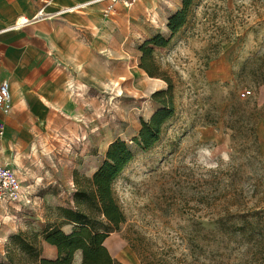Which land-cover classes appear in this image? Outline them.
Returning a JSON list of instances; mask_svg holds the SVG:
<instances>
[{
	"label": "rangeland",
	"instance_id": "1",
	"mask_svg": "<svg viewBox=\"0 0 264 264\" xmlns=\"http://www.w3.org/2000/svg\"><path fill=\"white\" fill-rule=\"evenodd\" d=\"M182 8V0H137L126 9L127 41L118 52L125 61L113 66L115 77L125 81L120 77L114 82L119 86L82 98L80 126L44 138L48 165L42 173L27 170L28 181L44 187L30 205L11 211L12 221L0 218L5 252L0 264L11 259L35 264V256H49L44 232L75 229L65 220L67 211L84 214L97 226L107 224L94 211L91 182L117 141L135 156L112 186L127 220L116 232L123 236L106 242L115 259L141 264L131 244L143 253L137 244L142 242L179 264H264V0H195L186 25L171 36L168 19ZM156 36L167 46L152 45L146 55L141 47ZM141 60L151 76L139 68ZM147 77L159 80L157 92L167 97L157 100L170 101L173 115L159 141L140 151L132 141L142 122L161 109L151 94L155 83ZM119 88L124 94L112 106L96 99L117 96ZM214 120L218 136L205 130L198 141L200 130ZM189 149L207 164L188 165L183 159L160 170L146 189L140 186ZM143 256L154 264L153 257Z\"/></svg>",
	"mask_w": 264,
	"mask_h": 264
},
{
	"label": "crops",
	"instance_id": "2",
	"mask_svg": "<svg viewBox=\"0 0 264 264\" xmlns=\"http://www.w3.org/2000/svg\"><path fill=\"white\" fill-rule=\"evenodd\" d=\"M110 5L105 0H0V85L7 84L10 93L9 111L0 109V149L31 195L44 186L28 181V168L42 173L50 161L44 138L57 136L65 126H80L81 99L124 79L115 77L113 66L125 61L118 52L127 41L128 10L115 3L108 12ZM45 246L51 249L45 258L55 259V247Z\"/></svg>",
	"mask_w": 264,
	"mask_h": 264
},
{
	"label": "trees",
	"instance_id": "3",
	"mask_svg": "<svg viewBox=\"0 0 264 264\" xmlns=\"http://www.w3.org/2000/svg\"><path fill=\"white\" fill-rule=\"evenodd\" d=\"M182 2L183 8L168 19L167 28L171 36L176 35L186 25L189 11L195 0H182ZM167 44V41L161 36H156L154 39L146 41L141 47V51L150 56L152 49L148 47L153 45L164 48ZM142 60L139 68L151 76L150 69L143 64ZM159 97H167V94L155 92L152 95L161 109L153 114L148 123L142 122L138 136L132 141L140 151H148L159 141L162 127L173 115L171 102L165 99L157 100ZM134 156V152L125 142L112 143L108 147L104 162L92 177L91 184L94 193L90 200L95 204L94 211L98 212L107 224L97 226L84 214L67 211L65 220L72 223L75 229L69 234L57 227H50L45 231L43 241L45 244L55 247L56 257L48 259L35 256V264H122L111 258L104 244L111 233L119 232L127 222L126 216L114 196L112 186L122 170L134 159ZM83 196L86 197V193H83ZM189 241L195 252H198L195 242L192 239ZM137 244L143 248V253L153 257L154 264H179L166 253L158 251L148 244L142 242ZM26 247L32 252V246ZM131 248L141 264H149L143 253L139 252L134 245L131 244ZM28 250L26 251L28 252ZM213 262L219 264L216 260ZM1 264H13V261L11 259Z\"/></svg>",
	"mask_w": 264,
	"mask_h": 264
},
{
	"label": "built area",
	"instance_id": "4",
	"mask_svg": "<svg viewBox=\"0 0 264 264\" xmlns=\"http://www.w3.org/2000/svg\"><path fill=\"white\" fill-rule=\"evenodd\" d=\"M105 1L111 2L108 12L112 10L115 3H121L125 9H130L137 2V0ZM0 109L4 113H7L10 109V93L5 83L0 85ZM0 135H2L1 132ZM12 164L6 158L5 152L0 149V212L7 219L10 217L13 209L19 211L20 208L30 205V201L32 200V195L24 188L22 181L12 168ZM2 254L5 255V253Z\"/></svg>",
	"mask_w": 264,
	"mask_h": 264
},
{
	"label": "bare ground",
	"instance_id": "5",
	"mask_svg": "<svg viewBox=\"0 0 264 264\" xmlns=\"http://www.w3.org/2000/svg\"><path fill=\"white\" fill-rule=\"evenodd\" d=\"M147 3H150V1H146ZM240 52V51H239ZM239 54V53H238ZM238 54H237V56H238ZM234 66H235V60H234V64L232 65L231 63L228 65V72H229V74H230V72H231V70H234ZM220 70H222V69H220ZM225 71V70H224ZM223 72V71H222ZM137 78V77H136ZM135 78V80H134V82L135 83H139L141 80L140 79H136ZM147 79L149 80V81H151V82H154L155 84H154V86L152 87V91H151V94H154L155 92H157V86L158 85H156V84H158V82H159V80H157V79H151L150 77H147ZM124 81H125V79H123ZM117 86H119L118 84H113V87L115 88V87H117ZM118 95L117 96H115L114 94H108V95H103V94H101L102 95V97H97L96 99H103L104 100V102L106 103V104H108L109 106H112L113 105V103H114V101L115 100H117L119 97H121V96H123V94H124V92H123V89L122 88H119L118 89ZM98 95H100V94H98ZM85 98H87V97H85ZM221 112H219V114H220ZM205 130H207V132L210 134V136H212V137H214V136H218V126H217V122H216V120H214V121H212V122H210V123H207L201 130H200V132H199V137H198V141L199 140H201L202 139V136H203V133H204V131ZM220 148V147H219ZM186 160V162H187V164L188 165H205V164H207V159L204 157V156H200V155H198V156H192V150L191 149H189V150H187L185 153H183L181 156H179V157H177L175 160H173V161H171L170 163H168L167 165H165V166H163L161 169H159L158 171H155L149 178H147V179H144L143 181H142V183H141V187L143 188V189H146L149 185H150V183H151V181H152V178L156 175V174H158V172H160V170H163V169H165L166 167H168V166H170V165H172V164H174V163H176V162H178V161H180V160ZM115 236H123L121 233H111L109 236H108V238H107V240H106V242L109 240V239H111V238H113V237H115ZM105 246H106V243H105ZM108 250L112 253V251H111V248H108ZM200 263L201 264H212L211 262H209V261H207V262H203L202 260L200 261Z\"/></svg>",
	"mask_w": 264,
	"mask_h": 264
}]
</instances>
